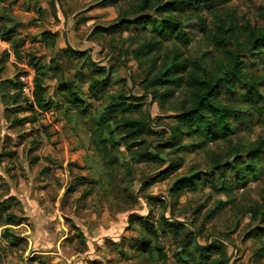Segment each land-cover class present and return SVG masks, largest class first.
Masks as SVG:
<instances>
[{
	"label": "rangeland",
	"instance_id": "obj_1",
	"mask_svg": "<svg viewBox=\"0 0 264 264\" xmlns=\"http://www.w3.org/2000/svg\"><path fill=\"white\" fill-rule=\"evenodd\" d=\"M141 1L0 0V220L10 214L18 223L0 221V264H197L198 254L179 246L188 234L194 249L221 247L226 264H264V236H254L264 228V153L243 185L230 171L237 158L245 173L246 153L264 150V46L249 40L264 30V0H184L173 12L161 9L171 0ZM143 17L149 20L122 24ZM163 18L175 29L170 37L159 35ZM221 24L233 28L223 48L239 52L258 95L252 103L245 84H221V103L238 116L229 117L232 133L204 144L184 131L175 139L191 88L164 100L149 93L164 88L146 92V82L175 59L196 67L185 71L188 83L191 71L223 76L228 56L203 33ZM183 34L186 46L175 38ZM147 42L159 49L137 54ZM68 48L84 56L71 57ZM32 56L44 108L14 98L16 76ZM94 78L101 83L91 94ZM119 100L137 108L105 111ZM129 114L148 117L151 133L126 140ZM145 152L157 161L139 158ZM189 176L202 180L174 195L173 183ZM219 180L232 184L229 194ZM167 224L181 227L177 238Z\"/></svg>",
	"mask_w": 264,
	"mask_h": 264
},
{
	"label": "trees",
	"instance_id": "obj_2",
	"mask_svg": "<svg viewBox=\"0 0 264 264\" xmlns=\"http://www.w3.org/2000/svg\"><path fill=\"white\" fill-rule=\"evenodd\" d=\"M112 0H103V2H110ZM143 1V2H142ZM140 5L143 7L146 5L148 0H142ZM207 0H195V4L200 6ZM144 3V4H143ZM184 3V0H171L161 7L163 11L173 12L177 11ZM142 20V21H141ZM149 20L147 17L135 19L134 21H125L122 24L127 25H138L139 23ZM161 32H159L162 37H170L172 33L175 31L170 29V18H163L161 20ZM170 29V30H169ZM205 37L213 42V46L217 49H222L228 56L230 67L223 73V76L212 78L199 79L192 71L188 74V78L192 79L191 82H186L185 71L188 70L190 65L186 62V60H176L170 62L168 65L160 66L156 69L155 74L149 78L145 85V91L148 92L149 89L155 85L162 86L164 91L158 92L156 90H151L149 93L153 95V97L163 98L164 100H168L173 97L174 92L173 89H180L184 85H189V88L192 90L191 94V105L186 107L182 103L179 110V115L177 116V125L173 128L174 138L177 139L181 132L184 131L187 136H194L197 141H200L201 144H204L209 141H213L218 138H224L229 136L232 133V128L229 125V117L232 115L237 118L236 111H234L229 106L221 103L220 101V87L221 84H224L226 87L234 88L239 83L245 84L246 97L247 100L254 103V94H257V89L252 80H247L246 74L241 69V61L240 54L238 51H227L223 48V40L233 36V28L231 26H224V24L219 25V30H217L214 34L210 32H203ZM176 39L180 40L185 46L189 43V37L186 34L183 36H176ZM249 40L256 45V48L259 46H264V30L259 32L257 35L252 33L249 34ZM157 44H152L151 42H147L138 47L137 54L142 51L147 50L149 53L151 51L158 50ZM68 55L71 57L82 58L84 56V52L73 50L68 48ZM176 57V56H175ZM173 59V58H172ZM35 57H30L28 59V65L32 66L35 70V91H34V106L44 108L47 107L44 104V99L42 97L44 87L42 85V80L40 77L37 78L36 69H38ZM39 65V64H38ZM40 67V66H39ZM192 68V67H191ZM195 68V69H194ZM192 68L194 72L196 71V67ZM191 69V70H192ZM101 80L94 78L89 87L88 92L94 93L96 88L100 85ZM188 83V84H187ZM17 94L14 98L18 96L21 97L20 92L18 91V83L17 81L14 83ZM258 95V94H257ZM26 102L25 99L21 98ZM27 103V102H26ZM30 107H34L32 104L27 103ZM131 108H137L134 104H126L124 100H119L115 102H110L106 107V112L119 111L122 114L129 113ZM148 117L144 119L134 118L130 114L128 116H123L122 126L124 130V137L126 140H136L140 138L144 134L151 133L148 123ZM264 153V150L261 148L252 149L246 153V170L245 173L242 171L239 160L235 158L236 164L235 166L230 167V171H235V180L234 182L237 185H243L244 178L246 176H255V164H253L254 159L259 155ZM139 158H143L146 161L155 162L157 161V156H152L150 154L139 153ZM217 170H221V168H217ZM223 173V172H222ZM244 173V174H243ZM189 176L188 178H180L173 183L174 195L175 193L181 192L183 189H194L196 185L202 180L201 177ZM214 179V178H213ZM204 180V178H203ZM206 180H204V183ZM221 183V190L225 194H229L231 191L232 184L227 182L226 180H219ZM209 184L213 183V180L208 181ZM222 204V203H221ZM254 216V215H253ZM16 217L10 214H6L4 218L0 221L3 223L2 225H17ZM150 231L155 234V230L150 226ZM164 228L172 231L174 237L177 238L180 234L181 227L176 224L175 225H164ZM264 236V228H259L254 236ZM195 237L193 235H186V237L179 242V246L182 251H193L195 254H198V258H200L197 264H226L225 252L221 249V247L212 245L211 247H203L199 248V250L194 249L195 245ZM159 251V248H157ZM208 250V251H207ZM216 252V256H211L209 253ZM161 257H164L161 254ZM177 261L180 264H188L177 258Z\"/></svg>",
	"mask_w": 264,
	"mask_h": 264
},
{
	"label": "built area",
	"instance_id": "obj_3",
	"mask_svg": "<svg viewBox=\"0 0 264 264\" xmlns=\"http://www.w3.org/2000/svg\"><path fill=\"white\" fill-rule=\"evenodd\" d=\"M18 91L21 98L34 106L35 70L30 65H23L21 72L16 76Z\"/></svg>",
	"mask_w": 264,
	"mask_h": 264
}]
</instances>
